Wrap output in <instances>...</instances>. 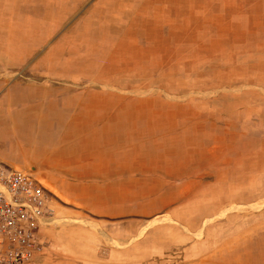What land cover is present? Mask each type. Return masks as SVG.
I'll use <instances>...</instances> for the list:
<instances>
[{
    "label": "rangeland",
    "instance_id": "1",
    "mask_svg": "<svg viewBox=\"0 0 264 264\" xmlns=\"http://www.w3.org/2000/svg\"><path fill=\"white\" fill-rule=\"evenodd\" d=\"M0 161L33 264H264V0H0Z\"/></svg>",
    "mask_w": 264,
    "mask_h": 264
},
{
    "label": "built area",
    "instance_id": "2",
    "mask_svg": "<svg viewBox=\"0 0 264 264\" xmlns=\"http://www.w3.org/2000/svg\"><path fill=\"white\" fill-rule=\"evenodd\" d=\"M48 201V188L31 171L0 161V264L34 263Z\"/></svg>",
    "mask_w": 264,
    "mask_h": 264
},
{
    "label": "crops",
    "instance_id": "3",
    "mask_svg": "<svg viewBox=\"0 0 264 264\" xmlns=\"http://www.w3.org/2000/svg\"><path fill=\"white\" fill-rule=\"evenodd\" d=\"M87 141V140H86ZM80 142V144H74V145H71V146H69V147H67V148H64V149H61L62 151L63 150H68V149H71V150H80V151H89L90 150V152H93V151H95L94 149L92 150V146L90 145V144H88L87 142ZM43 149H44V152L45 151H58L59 150V148H57V149H50V148H48V147H44L43 146ZM28 157H30L31 159H29V162L30 163H33V164H35V167L36 168H41V164H40V162L38 161V160H43L44 161V166L43 167H46L47 166V164H46V160L47 159H45L44 160V157L43 158H39L38 156H36V155H28ZM17 162L18 163H21V164H25V163H27V161H25V162H22V160L20 159H17ZM129 167H130V164H129Z\"/></svg>",
    "mask_w": 264,
    "mask_h": 264
}]
</instances>
